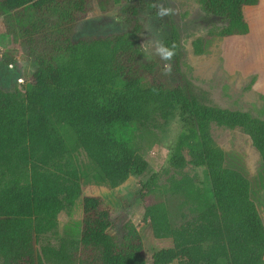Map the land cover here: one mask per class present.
Segmentation results:
<instances>
[{
  "label": "trees",
  "instance_id": "obj_1",
  "mask_svg": "<svg viewBox=\"0 0 264 264\" xmlns=\"http://www.w3.org/2000/svg\"><path fill=\"white\" fill-rule=\"evenodd\" d=\"M129 11L139 15L161 0H136ZM204 11L225 22L208 38L250 31L245 8L260 0H199ZM32 7L51 12L70 27L88 10V0H0V10ZM166 46L175 45L174 83L155 75L157 61H141L142 51L126 33L92 39L67 37L58 50L40 53L32 80L24 89L0 88V259L2 264H72L73 249L92 264H147L142 236L130 220L119 238L110 229L112 212L100 195L83 197L79 239L58 234L59 214L71 211L83 193L85 174L76 153L83 150L97 179L115 188L141 175L148 161L130 131L178 119L181 132L169 155V167L153 172L136 192L145 202V218L156 238L172 246L153 254L154 264H264V221L251 196V181L225 164V152L211 135V124L242 127L264 164V118L249 110L223 107L195 84L185 57L179 27L166 16ZM28 32L38 34L33 26ZM208 38L193 41L203 53ZM188 150V157L184 150ZM203 168L204 178L185 170ZM182 197L187 211L180 224L165 201H154L161 176ZM183 206V205H182Z\"/></svg>",
  "mask_w": 264,
  "mask_h": 264
},
{
  "label": "rangeland",
  "instance_id": "obj_2",
  "mask_svg": "<svg viewBox=\"0 0 264 264\" xmlns=\"http://www.w3.org/2000/svg\"><path fill=\"white\" fill-rule=\"evenodd\" d=\"M136 0H88V10L71 27L60 21L51 12H37L26 7L10 12L0 10V88L3 90L24 89L32 80L40 53L58 50L67 37L72 39L126 33L142 51L141 61H157L155 75L162 81L173 84V71L165 75L162 60L155 54V41L165 44L168 26L165 18L143 9L134 15L129 8ZM165 7L174 12L171 20L179 27L185 57L191 66L193 81L205 90L211 101L223 107L249 110L264 118V0L257 6L245 8L250 31L245 35L208 38L211 30L217 31L225 22L207 14L199 0H161ZM38 28L32 36L28 30ZM198 37L208 38L205 51L197 53L193 41ZM181 132L178 119L161 126H137L129 135L142 156L148 161V169L141 175H131L121 185L111 188L97 179V170L86 153H76L78 164L85 177L83 193L71 211L59 214L58 234L48 239L59 247L62 239L80 238L83 218V197L100 195L112 212L113 226L110 231L119 238L123 235L125 220H130L142 236L147 264H154L153 254L157 250L172 246L171 238H156L151 224L145 218L146 199L136 195L153 172L169 167V155ZM211 135L215 143L225 152V164L243 172L251 181V196L264 221V164L253 145L249 134L240 126L227 127L211 124ZM184 153L187 155L188 150ZM188 157V155H187ZM191 175L204 178L203 168L191 165L185 168ZM175 173L170 169L164 173L148 192L154 201H165L171 211L172 220L180 224L184 219L181 212L187 211L182 197L168 193L167 178ZM183 205V206H182ZM72 264H92L81 249H73ZM0 264H2L0 259ZM100 264V263H97ZM178 264V263H175Z\"/></svg>",
  "mask_w": 264,
  "mask_h": 264
},
{
  "label": "clouds",
  "instance_id": "obj_3",
  "mask_svg": "<svg viewBox=\"0 0 264 264\" xmlns=\"http://www.w3.org/2000/svg\"><path fill=\"white\" fill-rule=\"evenodd\" d=\"M152 7L156 8V16L163 19L165 16L172 15L174 10L171 7H165L163 4H153ZM175 45L169 47L166 46L162 41H155V54L159 55L162 60L170 61L175 55ZM172 66L170 63H166L163 68L165 75L170 74Z\"/></svg>",
  "mask_w": 264,
  "mask_h": 264
},
{
  "label": "crops",
  "instance_id": "obj_4",
  "mask_svg": "<svg viewBox=\"0 0 264 264\" xmlns=\"http://www.w3.org/2000/svg\"><path fill=\"white\" fill-rule=\"evenodd\" d=\"M255 6H257V5H255Z\"/></svg>",
  "mask_w": 264,
  "mask_h": 264
}]
</instances>
